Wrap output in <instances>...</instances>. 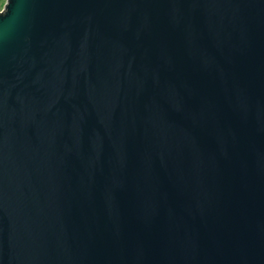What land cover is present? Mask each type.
Instances as JSON below:
<instances>
[{
	"label": "water",
	"instance_id": "1",
	"mask_svg": "<svg viewBox=\"0 0 264 264\" xmlns=\"http://www.w3.org/2000/svg\"><path fill=\"white\" fill-rule=\"evenodd\" d=\"M0 264H264V0H5Z\"/></svg>",
	"mask_w": 264,
	"mask_h": 264
},
{
	"label": "rangeland",
	"instance_id": "2",
	"mask_svg": "<svg viewBox=\"0 0 264 264\" xmlns=\"http://www.w3.org/2000/svg\"><path fill=\"white\" fill-rule=\"evenodd\" d=\"M4 3H5V0H0V11L2 10Z\"/></svg>",
	"mask_w": 264,
	"mask_h": 264
}]
</instances>
